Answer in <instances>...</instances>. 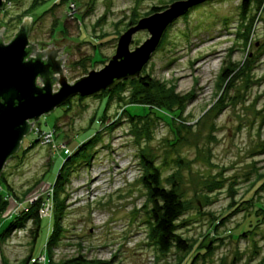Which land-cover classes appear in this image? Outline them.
I'll return each instance as SVG.
<instances>
[{
  "label": "rangeland",
  "instance_id": "374dc122",
  "mask_svg": "<svg viewBox=\"0 0 264 264\" xmlns=\"http://www.w3.org/2000/svg\"><path fill=\"white\" fill-rule=\"evenodd\" d=\"M174 1L4 0L0 38L9 42L30 17L29 41L39 51L53 44L60 56L67 53L63 74L73 82L102 68L120 35L152 6ZM240 2L205 0L192 6L166 28L141 70L144 79L149 74L188 96L180 115L137 103L145 102L147 93L137 77L126 78L121 89L76 95L41 115L35 123L55 130L54 145L26 148L36 139L29 131L7 159L2 179L22 202L36 188L53 184L66 156L94 140L69 168L54 261L81 254L99 264L190 262V252L162 253L148 238L149 205L141 181L146 157L159 169L161 184L175 182L186 202L178 231L193 251L202 252L194 264H264V0L252 3L244 16ZM148 37L138 30L130 49ZM246 56L253 59L249 72L222 82L223 66ZM7 206L0 230L8 223L7 209L21 210ZM52 224L53 218L41 219L31 263H47L37 258L46 252ZM30 240L25 230L0 241V264H23Z\"/></svg>",
  "mask_w": 264,
  "mask_h": 264
},
{
  "label": "water",
  "instance_id": "95a60500",
  "mask_svg": "<svg viewBox=\"0 0 264 264\" xmlns=\"http://www.w3.org/2000/svg\"><path fill=\"white\" fill-rule=\"evenodd\" d=\"M202 1L205 0H177L140 18L120 35L115 53L102 68L92 69L73 82L63 74L67 53L57 58V51L49 46L37 50L28 39L31 18L24 17L9 42L0 38V174L41 115L73 96H89L112 89L123 79L138 77L166 28ZM3 4L4 0H0V9ZM3 30L0 26V33ZM138 30H146L149 37L131 50L132 35ZM29 45L34 48L31 50ZM56 85L57 90H53Z\"/></svg>",
  "mask_w": 264,
  "mask_h": 264
},
{
  "label": "trees",
  "instance_id": "16d2710c",
  "mask_svg": "<svg viewBox=\"0 0 264 264\" xmlns=\"http://www.w3.org/2000/svg\"><path fill=\"white\" fill-rule=\"evenodd\" d=\"M262 4L263 0H241L240 8L241 14L247 12L252 3ZM167 6H152L150 9V13L161 11L165 9ZM253 21V20H252ZM131 25V24H130ZM251 23L246 27L245 38L248 39V32H250ZM253 58V57H252ZM244 61L227 62L219 73V78L224 81L233 80L235 76L238 74H243V72L248 73L251 69V65L253 63V59L244 57ZM85 74V73H84ZM139 82V86H141L145 93V102L138 99L140 105L145 104V107L149 109V107H158L164 113H171L180 115L183 108L186 105L188 96L178 94L175 92L174 86H167L166 81L155 79L151 77L149 74H145V79L141 75L136 78ZM126 79L121 80L117 83L112 89H105L102 91H114L118 88H122L121 86L126 82ZM231 82L227 85H230ZM226 87V86H225ZM224 87V88H225ZM224 92V89L222 90ZM97 93V92H96ZM95 93V94H96ZM222 97V96H220ZM223 99V97H222ZM221 99V100H222ZM160 114L157 113L159 118H163L159 110H157ZM42 128V127H41ZM56 133V132H55ZM94 140H88L82 144H80L76 149L72 152L71 155L66 156L63 163L61 164L53 184L55 186V195H54V211L52 214L53 224L51 225L52 231L48 234L45 245V262L46 264H99L102 262H96L95 260H90L87 262L83 255L79 254L73 258H70L65 261H54L52 259V248L53 245L56 244L60 231V213L64 208L65 198H68V194L64 199L61 197L62 193H64L65 186L68 183L69 174L72 165L78 161L82 154V150L89 148V145H92ZM39 143L36 139L26 148H33L35 144ZM83 156V155H82ZM145 159L146 172L142 176V183L145 186L147 191V202L148 207L146 208V212L148 215V219L146 220L148 227V238L151 240L154 246L162 252L166 253L170 249L175 248L181 252H190L191 259L188 264H194L195 259L202 252L193 251V245L188 241L186 237H184L178 231V220L186 211V202L183 200L181 195L177 191L176 183H172L170 187H165L161 184V176L159 169L151 162L150 159ZM0 178L2 180L1 185L5 192L10 193L16 199L18 196L13 191V189L8 186L6 180L2 179V173L0 174ZM263 178H261L262 180ZM0 180V181H1ZM260 180V179H259ZM258 180V181H259ZM7 201L3 199V193L0 192V213L6 208ZM38 203H32L28 206V208L22 212H20L17 216L12 217L8 221V223L0 230V241L5 240L10 237L11 233L15 229H24L29 234L31 240V248L30 253L23 260V264H36L35 262L31 263L32 253L34 251V247L37 241V238L41 229V218L38 215ZM146 207V206H145ZM254 214H258V212H254ZM211 246L206 247V249H210Z\"/></svg>",
  "mask_w": 264,
  "mask_h": 264
},
{
  "label": "built area",
  "instance_id": "2783aa9c",
  "mask_svg": "<svg viewBox=\"0 0 264 264\" xmlns=\"http://www.w3.org/2000/svg\"><path fill=\"white\" fill-rule=\"evenodd\" d=\"M30 131H32L35 136L36 140L39 142L41 145H54V140H55V130L52 128H41L39 125H37L35 122L30 128ZM61 149H66L65 144H61L60 146ZM0 192L3 193V198L7 202H10L13 206H21V210H18L17 208H11L10 211L7 209L5 212V219L9 220L14 216H17L20 212L26 210L28 206L32 203H38V215L39 217L45 218L48 217L49 219L52 218L53 210H54V195H55V186L54 184H49L47 186H40L36 188L29 196L24 199L22 202L16 200L13 198V196L7 192L4 191L1 183H0ZM11 207V205L7 206V208ZM24 231V229H15L12 231L11 235L15 232H18V234ZM10 235V236H11ZM38 262H45V254L42 256H38L37 258Z\"/></svg>",
  "mask_w": 264,
  "mask_h": 264
},
{
  "label": "flooded vegetation",
  "instance_id": "af4514ba",
  "mask_svg": "<svg viewBox=\"0 0 264 264\" xmlns=\"http://www.w3.org/2000/svg\"><path fill=\"white\" fill-rule=\"evenodd\" d=\"M30 29V28H29ZM28 35H29V33H28ZM30 42V41H29ZM33 45V44H32ZM29 47L31 48V50L34 48V46H31V45H29ZM50 49H55L56 51H57V55L59 54V57H61L60 56V50L59 49H57L58 47H56L55 45H53V44H51L50 45V47H49ZM43 49H45V48H43ZM43 49H41V50H43ZM38 50V49H37ZM44 59V58H43Z\"/></svg>",
  "mask_w": 264,
  "mask_h": 264
}]
</instances>
